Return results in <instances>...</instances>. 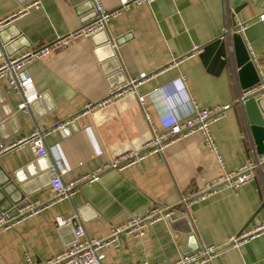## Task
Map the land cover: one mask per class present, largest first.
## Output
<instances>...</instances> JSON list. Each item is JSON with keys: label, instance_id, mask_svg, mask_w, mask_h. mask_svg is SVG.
I'll return each mask as SVG.
<instances>
[{"label": "crops", "instance_id": "obj_1", "mask_svg": "<svg viewBox=\"0 0 264 264\" xmlns=\"http://www.w3.org/2000/svg\"><path fill=\"white\" fill-rule=\"evenodd\" d=\"M34 1L38 7L29 8ZM99 1L107 11L120 8V0ZM244 1L236 15L226 0L130 5L96 37L73 38L23 69L40 95L27 113L18 110L21 96L0 79L16 113L1 131L2 141L39 130L47 153L41 158L26 147L0 158V182L9 178L17 186L19 181L29 205H44L0 230V264H26V258L42 263L62 252L73 232L57 228V216L74 219L89 238L102 240L157 208L171 209L170 220L147 225L143 237L120 234L102 250V264H172L211 247L215 254L206 264H264V228L228 245L243 229L264 226V170L237 189L218 186L205 200L191 202L199 190L259 156L235 102L241 91L235 74L217 61L206 67L199 58L201 47L245 25L241 37L264 79V20L258 19L264 0ZM94 19L88 0H0V61L50 45ZM132 80L140 81L135 93L107 100L112 87ZM89 103L103 105L85 111ZM192 105L227 107L209 126L213 152L193 133L122 171L103 170L70 199L50 203L49 169L70 182L139 153L153 136L151 125L161 133L160 123L190 118Z\"/></svg>", "mask_w": 264, "mask_h": 264}, {"label": "built area", "instance_id": "obj_2", "mask_svg": "<svg viewBox=\"0 0 264 264\" xmlns=\"http://www.w3.org/2000/svg\"><path fill=\"white\" fill-rule=\"evenodd\" d=\"M92 5L95 19L83 25L80 29L65 37L56 40L54 43L40 47L38 49L26 51L18 56L5 58L0 61V79L6 80L8 89L15 91L21 96V103L18 110L27 113L30 105L37 100L40 95L33 88L31 79L22 76L23 69L34 61H40L55 49L66 47L69 42L76 37H91L96 33L102 31L111 19L120 15L123 9H127L130 5H143L149 4L154 0H120V8L107 11L104 9L99 0H88ZM38 2L34 1L28 5L29 8L38 7ZM258 19L264 20V13L259 15ZM245 25H238L235 33L242 34ZM144 75L140 77L143 79ZM140 84V81L132 80L127 83L115 85L110 89L109 97L107 100L119 98L122 95L135 93V88ZM249 98H264V79H261L258 84L240 91L236 98V104L240 107ZM143 101V97L139 98ZM103 103H89L84 106L85 111H91L99 108ZM227 107L213 108V109H199L196 105L191 106V117L187 120L175 119L170 123H160L163 130L161 133L156 131L154 125L152 126V138L148 141L143 149L136 154L124 155L119 159L113 160L109 165L101 169H97L91 174L78 177L70 182H63L60 174L56 173L54 169H50L53 175L49 178V185L52 192L50 203H57L63 200L70 199L77 191L78 187L82 184L92 183L96 181L103 170L115 169L122 171L124 168L134 164H138L147 155L155 154L163 151V149L176 140L186 137L193 133H199L204 140L208 149L213 152L214 142L209 132V126L212 122L216 121L223 110ZM145 119L151 124V118L148 114ZM69 122L66 121L58 125L57 129H62ZM29 147L36 156L45 157L46 149L44 146V134L39 130L34 131L28 136L19 138L15 141H2L0 142V158L6 154L17 152L21 149ZM221 163V160L218 159ZM264 170V155L256 157L254 161L248 162L246 165L238 168L237 170L223 174L215 185L211 187L202 188L199 190L191 202L203 201L208 195L216 190L218 186H224L230 189H237L238 187L250 183L254 180L255 174ZM44 205L34 203L29 205L26 201L22 209H18L17 214L11 218H7L4 214H0V230L12 227L15 222L23 217L30 216L37 213ZM171 209H154L148 215L140 218L131 219L121 228L114 229L110 236L106 239L95 240L89 238L83 229V226L77 225L73 229L74 239L66 245L62 252L55 257L48 259L42 263L32 262L26 258V264H102L104 255L102 250L114 243L120 234H128L133 237H143L147 225L159 221L166 220L171 215ZM72 219L62 216L54 218V224L57 228H62L71 224ZM263 227L252 229L250 231L242 230L236 237H231L228 240V245L236 246L241 242L252 238L262 231ZM215 254V250L211 248H199L195 252L183 255L178 261L172 264H206L210 258Z\"/></svg>", "mask_w": 264, "mask_h": 264}, {"label": "water", "instance_id": "obj_3", "mask_svg": "<svg viewBox=\"0 0 264 264\" xmlns=\"http://www.w3.org/2000/svg\"><path fill=\"white\" fill-rule=\"evenodd\" d=\"M226 3L233 9V15H236L242 8L241 6L245 5L244 0H226ZM100 32L91 37H96ZM114 43H116L115 45L119 44L118 41H115ZM107 44L108 46L111 45L110 43ZM199 58L206 67L209 66V61H211V63L217 61L222 69H228L233 72L241 91L255 86L261 80L256 65L252 61L241 35L231 31L230 29L226 33H223V36L201 47L199 50ZM32 105H34V103L30 106ZM241 109L246 117L249 134L256 153L259 156H262L264 155V98H249L244 102ZM14 119H16V113L8 102L5 88L0 87V141L4 140L2 138L1 131L5 129L6 125ZM52 175L53 172L49 169L48 178ZM17 183L18 185L16 186L9 178L0 182V195L2 197L0 204L3 202L9 203L8 209H0V214H4L7 218L15 216L17 214V210L26 202L24 187L23 185H20L19 181ZM9 187L12 188L11 191L7 190ZM17 194H19L18 199L15 197ZM166 220H170V217ZM249 223L250 221L244 228H246ZM77 225L78 223L72 219L71 224L60 229L69 227L72 228L73 232V229Z\"/></svg>", "mask_w": 264, "mask_h": 264}]
</instances>
